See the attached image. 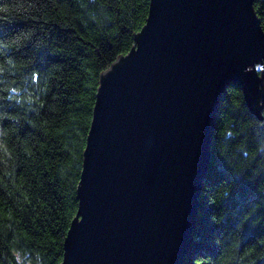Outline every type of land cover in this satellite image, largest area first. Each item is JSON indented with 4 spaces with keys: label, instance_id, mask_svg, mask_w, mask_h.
<instances>
[{
    "label": "trees",
    "instance_id": "trees-1",
    "mask_svg": "<svg viewBox=\"0 0 264 264\" xmlns=\"http://www.w3.org/2000/svg\"><path fill=\"white\" fill-rule=\"evenodd\" d=\"M150 0H0V264H61L100 78ZM264 30V0H254ZM264 72V66L262 68ZM185 264H264V106L222 98Z\"/></svg>",
    "mask_w": 264,
    "mask_h": 264
},
{
    "label": "water",
    "instance_id": "water-1",
    "mask_svg": "<svg viewBox=\"0 0 264 264\" xmlns=\"http://www.w3.org/2000/svg\"><path fill=\"white\" fill-rule=\"evenodd\" d=\"M254 0H150L102 74L61 264H185L227 87L264 106Z\"/></svg>",
    "mask_w": 264,
    "mask_h": 264
},
{
    "label": "bare ground",
    "instance_id": "bare-ground-1",
    "mask_svg": "<svg viewBox=\"0 0 264 264\" xmlns=\"http://www.w3.org/2000/svg\"><path fill=\"white\" fill-rule=\"evenodd\" d=\"M88 137V136H87ZM86 142H87V140H86ZM85 149H86V146H85ZM85 149H84V151H85ZM83 159H84V152H83Z\"/></svg>",
    "mask_w": 264,
    "mask_h": 264
}]
</instances>
